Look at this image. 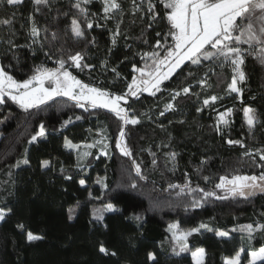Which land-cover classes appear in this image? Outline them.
<instances>
[{
  "label": "trees",
  "instance_id": "obj_1",
  "mask_svg": "<svg viewBox=\"0 0 264 264\" xmlns=\"http://www.w3.org/2000/svg\"><path fill=\"white\" fill-rule=\"evenodd\" d=\"M124 5L127 10L130 0H124ZM100 7L97 2L91 10L98 11ZM31 10V2L26 0L20 11L26 18ZM11 11L12 9H7L8 13ZM4 15L5 10L0 9V17ZM132 19L130 15H126L121 26V32L131 37L127 42L121 35L117 38L116 45L111 43L109 30L114 28L113 22H109L105 29L95 28L90 32V36L96 40V46L88 53L91 62L99 65L102 60L107 59L109 67L117 68L121 79L115 80L111 74L102 75L99 69L91 74V78L86 71L73 70V74L85 83L99 84L116 94L126 91L132 76H137L131 70L132 63H137V67L141 68L144 62L139 56L134 57L133 52L150 51V45L156 40V31H168L166 20H160L149 31L146 21L137 17L133 24ZM37 20L41 24L45 23L43 17H37ZM142 33L148 39L149 45L140 42ZM17 43H26L24 32H20ZM126 43L132 45V51L127 49ZM69 46L73 51L79 50L71 42ZM16 55L20 58L19 65L15 69L7 70L17 79L27 78L29 70L35 65L44 63L47 67L55 66L39 51L33 57L31 50L21 48ZM0 63L16 64L11 55L5 56L2 45ZM189 70L197 71L195 66L189 64L182 74L165 81L162 87H182L186 83L184 76ZM244 70L247 80L241 85L244 89L243 103L234 98L235 94L230 96L226 92L231 79L228 68L222 71L216 69L219 78L210 73L209 82L212 87L201 94V100L205 95L223 96V101L216 104L220 111L225 107L234 109L229 118L230 125L224 129L223 136L217 135L212 127L216 121V111L209 108L197 113L196 108L200 106V102L195 97L181 102L182 111L166 113L164 117H159L158 112L169 98L168 91L157 93L155 97L144 92L139 102L133 103L137 113L148 112L152 119L142 116L140 125L126 129L128 146L134 158L142 162L144 174L148 177L147 181H139V187L131 191L127 189L129 177L134 176L129 171L131 160L122 156L115 147L119 122L107 110L85 112L81 108L73 107L74 102L66 97H56L39 108L25 112L6 97V103L0 104V205L7 201L13 207L14 215L6 222H0V264H148L146 256L149 251L160 253L161 264H195L190 252L180 257L171 254V234L166 229L170 223L177 222L182 230L204 223L213 229L229 232L230 239L218 238L215 231H203L201 235L189 238L191 250L199 247L206 249L204 264H224V259L233 256L242 246L246 252L264 246V232L256 233L249 243L247 234L239 230L241 226L249 223H264V195L258 194L247 200L240 197L226 200L210 198L201 207L186 209L192 197L178 195L177 190L168 189L169 183L183 185L185 173L191 178L193 187L199 185L208 191L215 190L214 185L221 176L259 174L260 169L252 160L242 156L243 148L225 143L227 139H233L244 141L249 149L264 147V128H257L255 138L250 136L242 112L245 105H251L264 113V66L258 60L247 57ZM204 71L203 68L199 69L196 77L187 82L195 85L196 79ZM195 91L201 92V89L196 87ZM76 115L83 119L74 120L61 130L62 122L69 116L74 118ZM180 119L187 123H175ZM168 121L173 123L169 124ZM41 122L48 131L47 140L29 145L28 139L38 131ZM161 122L165 125L164 130L159 127ZM99 127H104L108 132L109 156L96 159L98 151L93 150V155L85 161L88 165L86 172H81L76 167V153L64 147V138L78 144L95 135V131L90 132L89 129L96 130ZM162 144H170V148L159 147ZM26 149L30 166L10 168L9 165L23 158ZM149 149L156 154V166L151 163L153 157L149 154ZM169 151L179 154L175 170H170L171 165L166 164L165 154ZM43 159L52 161L51 170L40 169L39 163ZM201 160L207 161L202 167ZM61 168L64 169L63 174ZM64 175H71L73 179L67 181L63 178ZM204 176L210 178L209 183H205ZM80 178L87 180L86 189L78 184ZM98 178H103V183L108 186L104 190L103 200L89 199V191L93 197L101 196L102 185L95 183ZM216 191L223 195L220 190ZM194 195L199 198L201 194L197 192ZM109 201L122 211L106 214V232L99 226L93 229L88 222L90 212ZM69 207L74 208L77 215L71 222L66 219ZM133 213L142 217L144 223L141 229H137L135 222L130 223L124 219ZM17 222H24L30 230L45 238L33 243L27 242L15 227ZM98 239H102L111 249L117 251V257L100 256L94 247ZM161 242L164 244L163 252ZM241 264H248L246 254H242Z\"/></svg>",
  "mask_w": 264,
  "mask_h": 264
},
{
  "label": "snow or ice",
  "instance_id": "obj_2",
  "mask_svg": "<svg viewBox=\"0 0 264 264\" xmlns=\"http://www.w3.org/2000/svg\"><path fill=\"white\" fill-rule=\"evenodd\" d=\"M32 10L25 18L20 11L26 0H0V9L5 10V15L0 17V45L5 48V56L11 55L16 64L0 63V104L6 103L7 99L17 104L25 112L33 108H39L47 104L56 97H66L73 101V107L81 108L85 112L90 110L104 109L112 114L119 122L118 135L115 138V147L120 154L131 160L130 172L134 176L129 177L128 190H135L139 187V181H147L144 174L142 162H138L127 142V131L129 126H137L142 123L141 117L151 120L148 112L137 113L133 108V103L139 102L140 96L147 92L155 97L157 93L168 91V100L162 110L158 112L159 117H164L166 113H177L182 111L180 104L184 99L191 100L193 97L200 102L196 108L197 113H202L205 109L216 111V121L213 130L217 135L223 136L224 129L230 125V117L234 109L225 107L223 111L216 108L218 101H223V96L216 94L205 95L201 100V94L212 87L209 74L219 78L216 69L221 71L230 69L231 79L227 84L228 95L235 94V99L243 103L244 89L240 86L247 80L244 66L247 57H252L264 66V0H130V7L126 10L124 0H30ZM99 2L101 5L98 11H92L91 7ZM7 9H12L10 13ZM19 13V15H18ZM130 15L135 23L139 17L141 21H146L147 29L153 30V25L160 20H166L168 31L161 33L156 31V40L150 45V51L133 52V56H139L144 61V67L138 68L137 63H132L133 75L131 83L127 85L126 91L122 94L111 92L107 87L99 84L85 83L73 74V70L87 72L90 75L98 69L102 75L111 74L115 80L121 79L116 67H109L108 60H102L99 65L91 62L89 50L96 46L95 37L90 36V32L95 28L105 29L109 22L114 23V28L110 29L111 43L116 45L117 38L123 35L125 42L131 37L121 32L124 17ZM37 17H43L45 23L41 24ZM50 18V20H49ZM23 20L24 22H20ZM19 23V28L17 24ZM20 32H24L26 43L18 44L17 39ZM140 42L149 45L148 39L142 33ZM69 42L79 50L73 51ZM129 51L132 45L126 43ZM21 48L31 50L34 57L37 51L41 52L47 60L55 65L47 67L41 63L30 69L27 78L17 79L10 74L8 68L15 69L20 63L17 51ZM127 59V57H126ZM195 66L198 71L203 68V75L196 79L195 85L189 81L195 78L197 71L189 70L184 76V85L173 89L162 87L165 81L171 80L174 76L183 73L187 65ZM111 83V81L109 82ZM201 92L195 91V88ZM255 99V97H253ZM151 111V109L149 110ZM244 123L250 136L255 138L257 128H264V113L251 105L242 108ZM83 119L76 115L69 116L61 124V130L69 124ZM172 124L173 121H168ZM178 124L187 123L180 119L175 121ZM161 130L165 125L159 124ZM95 131L98 137L91 143L76 144L64 138V147L77 152L76 167L81 172H86L88 165L85 163L88 157L92 156V149H99L100 156H109V139L106 129L98 128ZM48 131L43 122L38 126V131L30 136L27 143L29 145L38 144L47 140ZM229 146L238 145L244 149L243 157H248L253 164L260 169L259 174H235L231 176L219 177V182L215 183L212 191L205 190L199 185L193 187L191 178L185 173V183L168 184V189L177 190L178 195L191 196L192 200L187 207L198 208L210 198L226 200L240 197L245 200L256 196L264 195V147L249 149L242 140L227 139ZM159 147L170 148V144H162ZM83 149V150H82ZM153 166L157 165L156 154L151 152ZM166 155V164L171 165L170 170H175L178 160V153L169 151ZM258 158V159H257ZM28 150L21 160L9 165L10 168H21L30 166ZM207 163L201 160L202 167ZM40 169L51 170L52 161L43 159L39 163ZM199 171V169H197ZM64 169L61 168L63 174ZM10 174V173H9ZM63 178L71 181V175H64ZM205 183L210 182L208 176L203 177ZM95 183L101 184V196L93 197L89 191V199L103 200L104 190L107 184L103 183V178H98ZM78 184L81 188H87V180L80 178ZM123 186V185H121ZM220 190L223 195L217 193ZM66 191V189H65ZM200 193L196 198L195 193ZM79 207V204L77 205ZM122 210L113 202H104L100 208H94L89 214V224L95 229L97 226L105 232L108 230L106 214L120 213ZM14 215L13 207L5 201L0 205V222ZM77 218L76 210L72 207L67 209L66 219L71 222ZM128 222L136 223L137 229L143 227V219L139 214L133 213L125 216ZM15 227L24 235L29 243L41 241L45 237L42 234L30 230L24 222H17ZM247 234L249 243L255 238L258 232H264V223L256 222L241 226L239 229ZM171 234L169 248L171 254L180 257L184 253H191L195 264H204L206 249L203 247L190 249L189 238L194 235H201L203 231L213 232L218 238L230 239L229 232L216 230L201 223L196 227L187 230L180 229L179 223H170L166 229ZM235 231V229H233ZM96 252L103 257L115 258L117 251L111 249L102 239H98L94 245ZM163 252L164 244L161 242ZM242 254H246L248 264H258L264 262V246L250 251L242 246L235 251L231 257L224 259V264H241ZM146 260L148 264H161L160 253L156 251L147 252Z\"/></svg>",
  "mask_w": 264,
  "mask_h": 264
},
{
  "label": "rangeland",
  "instance_id": "obj_3",
  "mask_svg": "<svg viewBox=\"0 0 264 264\" xmlns=\"http://www.w3.org/2000/svg\"><path fill=\"white\" fill-rule=\"evenodd\" d=\"M142 67H144V62H143V65H142ZM137 76H139V74L137 73ZM241 86V85H240ZM99 128H101V129H105L104 127H99ZM107 132V131H106ZM107 135H108V132H107ZM98 137L96 136V135H94V136H91L90 138H88L86 141H83V142H81V143H78V144H81V145H83V144H86V143H91V142H93L95 139H97ZM108 139H109V143H110V138H109V136H108ZM83 150V149H82ZM93 150H95V149H92L91 151H93ZM96 150L98 151V155H99V149L98 148H96ZM108 152L110 153V151H109V149H108ZM76 153V156H77V152H75ZM205 259V258H204Z\"/></svg>",
  "mask_w": 264,
  "mask_h": 264
}]
</instances>
